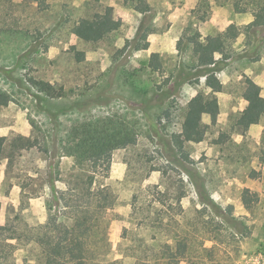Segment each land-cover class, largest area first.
<instances>
[{
    "label": "rangeland",
    "instance_id": "1",
    "mask_svg": "<svg viewBox=\"0 0 264 264\" xmlns=\"http://www.w3.org/2000/svg\"><path fill=\"white\" fill-rule=\"evenodd\" d=\"M147 1L150 11L140 14L124 0H101L103 6L114 8V18L122 27L99 43L89 44L79 37L82 21L98 10L88 0H45L42 6L31 0H0V32L4 31L0 33V136H32L40 142L21 153L8 178L7 160L0 162V219L6 222L13 205L16 213L23 209L20 221L12 216L18 228L44 223L49 187L44 185L42 196H25L23 201L20 185H38L52 176L58 179L60 194L77 172L75 158L64 154L60 142L71 127L93 119L122 117L135 124L138 138L135 145L113 152L112 168L118 163L127 167L122 180L105 181L119 197L116 212L128 219L140 205L134 195L161 181L164 191L175 184L168 192L172 195L180 179L187 197L179 208L187 213L194 207L200 209L203 205L193 183L204 179L208 195L223 208L234 205V214L248 227L234 264H256L258 252L264 250L263 144L261 138L249 136L247 129L242 137L232 128L238 125L243 108L241 80L249 68L260 71L257 61L264 49V27L239 26L237 37H228L224 54L218 52L222 54L219 62L208 68L214 70L211 74L198 66L191 41L197 35H218L209 34L212 3H229L239 14L264 0H197L195 5L192 0ZM187 2L194 8L171 18ZM151 46L160 55L158 68L149 66ZM82 52L85 59L78 61L77 53ZM241 56L246 59L240 61ZM214 77L223 85L216 93L220 113L202 116V122L210 126L204 141L175 144L188 105L200 93L211 92L207 79ZM31 79L62 88V96L40 93ZM225 132L227 143L216 144ZM179 165H185L184 170ZM251 169L259 173L257 178L249 177ZM163 170L168 177L163 178ZM243 188L259 195L251 212L241 204ZM125 226L128 223L120 220L111 224L112 257L116 259ZM15 255L16 264H25L24 251Z\"/></svg>",
    "mask_w": 264,
    "mask_h": 264
},
{
    "label": "trees",
    "instance_id": "2",
    "mask_svg": "<svg viewBox=\"0 0 264 264\" xmlns=\"http://www.w3.org/2000/svg\"><path fill=\"white\" fill-rule=\"evenodd\" d=\"M31 1L37 2L38 6L45 2ZM88 1L98 10L82 21L79 37L85 43L97 44L118 31L122 23L114 18L112 6H103L101 0ZM124 4L140 14L150 11L147 0H124ZM254 17L255 20L248 27L256 29L264 26V8L256 9ZM237 32V27L232 25L225 33L204 39L197 35L192 39V53L198 66L211 74L214 70L208 68L219 62L215 54H224L228 37L235 39ZM147 46L148 43L143 49ZM77 59L83 61L85 54L77 53ZM149 66H160L158 53L151 55ZM31 80L33 86L48 97L56 98L63 94L62 88H56L50 82ZM241 84V97L248 105L238 114V125L236 122L232 130L237 135L245 136V130L250 125H264V98L261 88L249 77L244 76ZM207 87L211 89L208 95L200 93L188 105L182 131L175 135V144L204 141L210 126L202 122V116L220 113L216 93L223 90V85L214 77L207 79ZM137 138L135 124L122 117L93 119L72 126L66 138L60 142L64 154L75 158L77 172L66 181V188L60 194L56 187L58 179L52 176L38 185L33 182L20 185L23 201L25 196L39 197L44 185L49 187L51 196L45 199L47 220L20 229L12 221V216L15 215L14 219L20 221L23 209L21 207L16 213L11 205L6 223L0 225V264H16L15 254L19 250L25 253V264H234L241 254V243L248 234V227L241 221L243 218L234 214V205L228 204L223 208L212 195H208L204 179L193 183L203 205L200 209L194 207L187 213L179 208L187 197L182 189L185 182L180 179L176 182L179 188L172 195H168V192L175 184L172 183L164 191L162 181L148 185L134 195V200L140 205L133 209L128 219L116 212L119 197L113 187L105 183L110 179L113 152L135 145ZM228 140L225 132L216 144H226ZM262 144L264 156V132ZM38 146V138L32 136H0V162L7 160L6 177L14 170V163L24 150ZM179 167L184 170L185 165ZM167 175L168 171L163 170V178ZM258 176L255 169L250 170V178ZM30 179L34 180L32 177ZM239 198L249 212L259 202V195L249 188L240 189ZM114 220L128 223L122 229L118 259L112 257L110 239Z\"/></svg>",
    "mask_w": 264,
    "mask_h": 264
},
{
    "label": "crops",
    "instance_id": "3",
    "mask_svg": "<svg viewBox=\"0 0 264 264\" xmlns=\"http://www.w3.org/2000/svg\"><path fill=\"white\" fill-rule=\"evenodd\" d=\"M194 3V5L196 4L197 0H192ZM194 6L191 5L190 2H187L186 4H184L183 6L180 7V9L176 10V12L174 14H172L171 18L173 17H179V16H184V14H186L189 10L193 9ZM258 8H264V2H262V4L258 5L255 9L253 8H248L246 7V9H241L242 11L239 12V14H235L233 11L235 10V6H232L229 3H217L214 2L212 3V15L208 21L211 33L209 34H213L214 32L216 33H225L228 28L232 25L237 27V31H240V28H238L241 25H250L254 20V11ZM248 10H252L251 12H248ZM239 15V16H237ZM171 20H175V19H171ZM264 27V26H261ZM256 28L257 30L260 29ZM241 32H239L240 34ZM202 39L210 36L207 34L201 35ZM149 41L151 42V39H149ZM150 52L153 53H157L158 51L152 49V46L150 48ZM222 57V54L220 53H216L215 54V59L218 61L220 60ZM243 56L239 57V60L242 61ZM228 61V60H227ZM257 67L260 69V71L255 72V68H249V70H247L245 72V75L247 77H249L250 79H252L260 88H261V96L262 98H264V49L263 52L261 53V56L259 57V60L257 61ZM220 93V92H219ZM217 95V94H216ZM220 104V103H219ZM248 105V102L246 100L243 99V108L240 112H242ZM206 115V114H205ZM208 115V114H207ZM248 135L252 136L254 138H261V142H262V136H263V132H264V125L263 124H252L248 127L247 129ZM243 137V135H240ZM262 149H263V145H262ZM261 149V150H262ZM126 170L127 167H125L124 163H118L115 164L113 166V168L111 167V172H110V178L111 179H115V180H122L124 178V176L126 175ZM115 172H117V175H114ZM154 182V180H153ZM18 188L15 186V189ZM58 188V187H57ZM66 188V186H65ZM64 188V189H65ZM21 189V187H20ZM63 189V190H64ZM22 191V189H21ZM40 196H42L40 194ZM39 196V197H40ZM122 221V220H120ZM125 222V221H123ZM6 222L5 220L0 219V225H4ZM127 223V222H125Z\"/></svg>",
    "mask_w": 264,
    "mask_h": 264
},
{
    "label": "built area",
    "instance_id": "4",
    "mask_svg": "<svg viewBox=\"0 0 264 264\" xmlns=\"http://www.w3.org/2000/svg\"><path fill=\"white\" fill-rule=\"evenodd\" d=\"M256 264H264V250L258 252L256 256Z\"/></svg>",
    "mask_w": 264,
    "mask_h": 264
}]
</instances>
